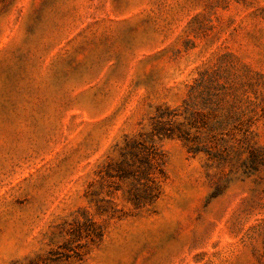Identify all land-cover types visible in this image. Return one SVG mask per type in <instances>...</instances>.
Here are the masks:
<instances>
[{"label":"rangeland","instance_id":"1","mask_svg":"<svg viewBox=\"0 0 264 264\" xmlns=\"http://www.w3.org/2000/svg\"><path fill=\"white\" fill-rule=\"evenodd\" d=\"M0 264H264V0H0Z\"/></svg>","mask_w":264,"mask_h":264}]
</instances>
